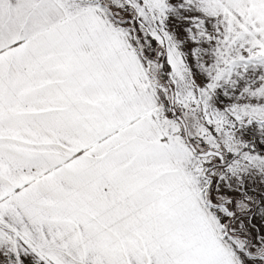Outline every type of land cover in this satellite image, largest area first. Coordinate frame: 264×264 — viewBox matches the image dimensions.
<instances>
[{
  "label": "snow or ice",
  "instance_id": "6c2138e0",
  "mask_svg": "<svg viewBox=\"0 0 264 264\" xmlns=\"http://www.w3.org/2000/svg\"><path fill=\"white\" fill-rule=\"evenodd\" d=\"M0 264H264V0H0Z\"/></svg>",
  "mask_w": 264,
  "mask_h": 264
}]
</instances>
